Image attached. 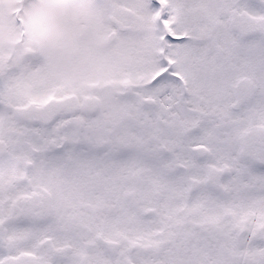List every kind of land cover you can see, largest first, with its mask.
Segmentation results:
<instances>
[{
    "label": "snow or ice",
    "instance_id": "6c2138e0",
    "mask_svg": "<svg viewBox=\"0 0 264 264\" xmlns=\"http://www.w3.org/2000/svg\"><path fill=\"white\" fill-rule=\"evenodd\" d=\"M0 264H264V0H0Z\"/></svg>",
    "mask_w": 264,
    "mask_h": 264
}]
</instances>
